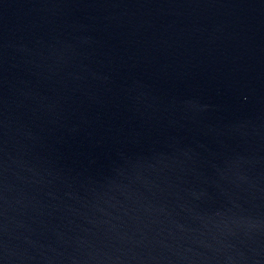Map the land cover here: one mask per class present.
Returning a JSON list of instances; mask_svg holds the SVG:
<instances>
[{
  "label": "water",
  "instance_id": "water-1",
  "mask_svg": "<svg viewBox=\"0 0 264 264\" xmlns=\"http://www.w3.org/2000/svg\"><path fill=\"white\" fill-rule=\"evenodd\" d=\"M0 264H264V0H0Z\"/></svg>",
  "mask_w": 264,
  "mask_h": 264
}]
</instances>
